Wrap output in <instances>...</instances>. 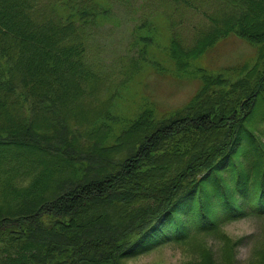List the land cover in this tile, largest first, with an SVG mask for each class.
Segmentation results:
<instances>
[{"label":"trees","instance_id":"trees-1","mask_svg":"<svg viewBox=\"0 0 264 264\" xmlns=\"http://www.w3.org/2000/svg\"><path fill=\"white\" fill-rule=\"evenodd\" d=\"M217 1L195 48L174 31L165 50L200 81L188 101L159 114L142 97L117 116L113 87L138 67L114 79L92 69L101 3L0 0V264H125L264 217V0ZM233 37L254 58L201 66L212 43Z\"/></svg>","mask_w":264,"mask_h":264},{"label":"rangeland","instance_id":"rangeland-1","mask_svg":"<svg viewBox=\"0 0 264 264\" xmlns=\"http://www.w3.org/2000/svg\"><path fill=\"white\" fill-rule=\"evenodd\" d=\"M95 1L101 3L106 13L93 21L86 42L88 61L95 67L92 69L101 77L114 79L122 72L127 74L125 67L137 61V76L127 87H113L115 114L123 116L121 114L131 112L142 97L151 100L159 114L186 103L200 81L196 74L180 75L165 50L174 31L182 46L195 48L202 36L199 31L208 26L209 16L217 13L222 3L203 0L202 7L194 5L192 0ZM206 50L200 64L214 71L227 65L243 64L255 55L251 45L234 37L218 40ZM157 66L159 70H155ZM192 237L126 257L123 262L264 264V217L250 215L230 220L215 232Z\"/></svg>","mask_w":264,"mask_h":264}]
</instances>
